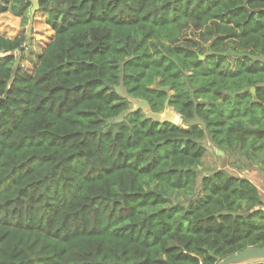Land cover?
I'll list each match as a JSON object with an SVG mask.
<instances>
[{
	"label": "trees",
	"instance_id": "obj_1",
	"mask_svg": "<svg viewBox=\"0 0 264 264\" xmlns=\"http://www.w3.org/2000/svg\"><path fill=\"white\" fill-rule=\"evenodd\" d=\"M3 10L29 18L30 0ZM33 72L0 33V264H217L264 246V0H39ZM199 40L180 42L189 26ZM203 55V59L200 56ZM152 113L169 108L186 126ZM254 89V91L252 90ZM259 264H264L259 263Z\"/></svg>",
	"mask_w": 264,
	"mask_h": 264
},
{
	"label": "rangeland",
	"instance_id": "obj_2",
	"mask_svg": "<svg viewBox=\"0 0 264 264\" xmlns=\"http://www.w3.org/2000/svg\"><path fill=\"white\" fill-rule=\"evenodd\" d=\"M5 1L6 0H0V33L7 37L14 38L25 32L26 41L24 49L22 51H16L15 54L20 59L18 62L21 63L22 68L28 70L29 72H33L38 63L39 54L52 39L54 31L45 22V13L43 11H37L34 16H32L31 12H29L30 19L27 24L23 25L21 16L14 15L11 11L3 10L6 4ZM199 34V30H197L195 26H189L186 30H184V33L180 38V42L186 44L190 43V40L187 41L188 39L199 40ZM117 88L119 93L128 99L129 109L121 116L114 118L111 121L121 120L130 111L138 108L143 110L146 114H152L143 99L129 96L122 85ZM168 110L173 109L169 108ZM176 123L186 126L189 122H185L181 118L180 114H178ZM204 144L207 147V153L204 156L203 164L200 167L199 182L201 181L202 175L208 174V172H211L216 168L227 167L230 169L235 167L230 164L232 162V156L216 151V147H214L208 135L204 139ZM229 166L231 167L229 168Z\"/></svg>",
	"mask_w": 264,
	"mask_h": 264
},
{
	"label": "water",
	"instance_id": "obj_3",
	"mask_svg": "<svg viewBox=\"0 0 264 264\" xmlns=\"http://www.w3.org/2000/svg\"><path fill=\"white\" fill-rule=\"evenodd\" d=\"M30 2V12L31 15L34 16L39 9V0H30ZM203 57V55L200 56L201 59H203ZM252 90L254 91L253 88ZM178 114L179 113L174 110H167L163 114L152 113L150 116L161 123H176ZM218 152L223 153L222 150H218ZM252 262H264V246L254 245L246 247L238 252L223 257L217 262V264H249Z\"/></svg>",
	"mask_w": 264,
	"mask_h": 264
},
{
	"label": "crops",
	"instance_id": "obj_4",
	"mask_svg": "<svg viewBox=\"0 0 264 264\" xmlns=\"http://www.w3.org/2000/svg\"><path fill=\"white\" fill-rule=\"evenodd\" d=\"M221 150L216 148V151ZM223 151V150H222ZM225 154V152H223ZM251 160H243L242 162V169L235 167L230 168L231 166H229L230 169H228L227 167H225L226 169H228L230 172H236V173H241L243 175H246L248 177H250L260 188L261 193L263 195L264 198V170L260 169L258 167V165H249L251 164ZM220 168V167H219ZM263 263V262H261ZM249 264H259V262H252Z\"/></svg>",
	"mask_w": 264,
	"mask_h": 264
}]
</instances>
